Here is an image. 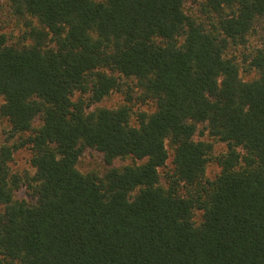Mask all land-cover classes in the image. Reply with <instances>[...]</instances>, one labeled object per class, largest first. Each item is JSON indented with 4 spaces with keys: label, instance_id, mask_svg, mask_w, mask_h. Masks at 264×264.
<instances>
[{
    "label": "trees",
    "instance_id": "16d2710c",
    "mask_svg": "<svg viewBox=\"0 0 264 264\" xmlns=\"http://www.w3.org/2000/svg\"><path fill=\"white\" fill-rule=\"evenodd\" d=\"M2 10L0 264H264V0Z\"/></svg>",
    "mask_w": 264,
    "mask_h": 264
},
{
    "label": "rangeland",
    "instance_id": "374dc122",
    "mask_svg": "<svg viewBox=\"0 0 264 264\" xmlns=\"http://www.w3.org/2000/svg\"><path fill=\"white\" fill-rule=\"evenodd\" d=\"M3 12L0 13L1 17L3 19H7L9 24L5 27V31L7 33H13L17 32L18 28L15 25V21H10L8 16H4L3 14L6 13L5 10H2ZM243 76L247 78L246 74L243 73ZM124 98L121 94L119 93H112L108 97H106L104 100H102L100 103H98L95 106H107V107H116L120 105L123 102ZM143 108V109H149V105H143V106H136L137 108ZM9 128L8 121L6 119H0V144L4 141L5 139V130ZM208 137V136H206ZM216 149L219 151L225 150L226 145L224 143L218 142L216 144ZM172 159H173V154L170 156V159L168 161V166L167 168H171L173 166L172 164ZM136 160L133 157H128L124 159H118L116 161V165L121 166V165H126V164H132L135 163ZM12 167L14 170H19V171H25V170H33V167L31 166V151L27 148H23L15 153L14 159L12 161ZM78 167L81 171L83 172H88L92 169H97L100 171H104L106 168V163L102 157V155L99 152H86L80 159L78 163ZM221 168L219 165L215 162H211L208 165L207 169V174L210 178L216 177V175L220 172ZM16 197L17 198H24L28 197L26 188L23 187L19 189L16 192ZM201 213H197V217L200 218Z\"/></svg>",
    "mask_w": 264,
    "mask_h": 264
}]
</instances>
